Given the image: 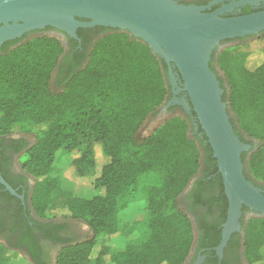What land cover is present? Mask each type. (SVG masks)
Returning <instances> with one entry per match:
<instances>
[{
  "label": "trees",
  "instance_id": "16d2710c",
  "mask_svg": "<svg viewBox=\"0 0 264 264\" xmlns=\"http://www.w3.org/2000/svg\"><path fill=\"white\" fill-rule=\"evenodd\" d=\"M103 31L106 33L96 39L88 55L84 54V62L77 63L56 90L50 80L62 53L58 38L34 36L9 51L2 49L0 135L19 130L34 134L21 167L34 179L31 199L39 217H49L58 180L52 163L59 149L69 156L71 174L90 180L96 191L91 198L72 195L66 200L69 217L85 223L90 235L83 240H63L56 264H183L195 238L194 209L202 205L209 210L215 203L225 217L228 201L222 176L210 144L203 146L202 139L191 133L187 114L171 116L148 135H138L145 119L167 98V66L127 31L110 27ZM248 56L247 50H235L233 45L223 49L217 59L227 88L218 78L234 132L243 141V136L257 141L249 155L241 154L244 174L262 185L264 49L251 61ZM214 58L215 50L209 64L217 73ZM192 114L196 115L193 110ZM198 127L207 139L200 124ZM203 152L207 170L213 168L210 182L214 181L216 193L210 197L209 180L202 174L183 197L184 202L181 196L201 169ZM140 200L142 207L122 219ZM197 221L200 247L210 245L206 241L210 238L216 244V223ZM120 225L135 232L137 238L122 245H103L91 259L97 240L114 234ZM244 254L250 264H264V217L249 219ZM0 264L12 263L0 260Z\"/></svg>",
  "mask_w": 264,
  "mask_h": 264
},
{
  "label": "water",
  "instance_id": "95a60500",
  "mask_svg": "<svg viewBox=\"0 0 264 264\" xmlns=\"http://www.w3.org/2000/svg\"><path fill=\"white\" fill-rule=\"evenodd\" d=\"M204 8L177 0H0V43L46 25L73 36L79 25H103L125 30L146 43L166 64L170 83L175 85L176 78L180 79L176 91L186 92L216 159L228 199L221 250L239 224L242 205L264 216V190L243 173L241 154L248 152L250 144L234 132L228 105L222 99L224 89L209 61L220 40L258 35L264 29V9L223 17V9L207 12ZM174 102L176 99L168 104ZM181 104L185 106L184 101ZM0 182L14 193L1 175Z\"/></svg>",
  "mask_w": 264,
  "mask_h": 264
},
{
  "label": "flooded vegetation",
  "instance_id": "af4514ba",
  "mask_svg": "<svg viewBox=\"0 0 264 264\" xmlns=\"http://www.w3.org/2000/svg\"><path fill=\"white\" fill-rule=\"evenodd\" d=\"M177 1L203 6L205 7L204 10L207 12L223 9L222 13L220 14L223 17L248 14L264 9V0ZM77 19L79 21H89L88 18L83 17H78ZM1 25L2 24L0 23V26ZM105 27L108 26L79 25L75 29L76 36H73L67 30L50 25H46L41 28L29 29L22 32L19 36L3 40L0 43V53L4 52L2 49L5 48V50L9 51L18 44L34 36L48 35L58 38L61 41L62 53L60 54L57 64L52 71L50 80L52 89L56 90L60 85V81L63 79L65 80L68 72L75 68L77 63L84 62V54L87 56L92 44L96 41V39L106 33V31H103V28ZM263 33L264 29L261 30L258 35H245L243 37L220 40L215 46L214 50L216 51L220 49V47L222 49L223 47L242 42L248 38H251L252 36H259ZM86 46L88 49L85 48ZM212 65L214 66V63H212ZM172 70L175 71V67H172ZM168 85L167 98L162 105L164 106V109H162V106L159 107L153 116L162 112L168 114L174 112L173 110H176L179 114L189 115V120L192 126L191 133H196L197 136L202 139V145L206 146L208 140L204 138L203 132L199 131V122L196 118V115L192 114L193 109L190 105V100L186 92L182 90L176 91L177 87H181L180 79L176 78L175 85L170 83L168 79ZM174 90L176 92H174ZM172 99H176V102L173 104H168V102H170ZM182 101L185 102V106L181 104ZM243 139L244 142L250 144L248 152L245 151L247 154H249V152L253 151L257 145V141L255 139L246 138L245 136H243ZM0 140V175L4 181L14 190V193L10 192L5 187V185L0 182V242L21 253L32 264H56L57 253L64 241L70 239L83 240L81 238L85 237L87 233L79 229L78 220L71 218H41L36 215L31 199L34 179L21 167V158L30 145L33 144L34 136L29 132L19 130L10 134L0 135ZM204 157L205 156L203 152L200 161L201 169H199L198 173L195 175L193 182L199 176L205 174V179L209 180L207 184V191L211 197L216 193L215 187L213 188L212 186L214 181L210 182V178L213 176L210 171L213 168L209 167L207 170V162L205 161ZM212 157L214 156L212 155ZM10 182L13 183L14 186H12ZM193 182L190 188L187 191H184L182 194V201L185 202L183 197L192 188ZM254 183L264 190V184L261 185L256 182ZM227 210L225 217L223 218L220 215L219 208L215 203L211 205L209 210L207 207L202 205H198L194 209L193 213L191 214V218L193 220L195 238L191 251L183 264H250L244 254L245 227L251 217L264 216H258L256 215L257 212L245 205H242L240 209V215L238 216L239 224L237 228H234L232 231H230L225 244L222 246L221 250H219L218 247L222 240L224 223L227 219ZM198 218L206 219L208 222L216 223V231H218V239L216 244H213L215 241H212L210 238L209 240H206L208 243H210V245L207 244L206 246L200 247L201 231L200 222L197 221ZM60 225H63V227L60 228ZM209 235L210 234L208 232V237Z\"/></svg>",
  "mask_w": 264,
  "mask_h": 264
},
{
  "label": "rangeland",
  "instance_id": "374dc122",
  "mask_svg": "<svg viewBox=\"0 0 264 264\" xmlns=\"http://www.w3.org/2000/svg\"><path fill=\"white\" fill-rule=\"evenodd\" d=\"M233 46H235V50H247L249 52L248 60L253 59L259 56L262 50L264 49V33L259 36H252L251 38H248L242 42L233 44ZM226 47H229V46H226ZM226 47L216 50L215 58L213 60L214 68L215 70L217 69L216 70L217 74L223 80V85L225 88H227V83L225 82L223 71L220 65L218 64L217 56ZM163 104L164 103H162L159 107H161ZM156 111L151 113L145 119L143 125L138 131V135L140 137H144L148 135L149 133H151L154 128L159 126L167 118L179 114L177 113L176 110H173L174 112H171L168 114H165L164 112H162L160 114L153 116L156 113ZM29 133H31L34 136L32 132H29ZM68 161H69V156L62 149H59L56 152L53 163H52L53 174L58 175V180H57L55 188L53 189V192L51 195V202L49 204V209L47 211L48 216L50 218H58V219L70 218L69 217L70 213L65 205L66 200L70 196L79 195L85 198H91L96 193V191L92 188V186L89 183L90 180L88 181L86 178L80 179V178L73 176V174H71L68 168ZM142 205H143L142 200L135 202L134 204H132L130 210H128L126 214L121 216V218L124 219V218L131 216L136 211L135 209H139L140 207H142ZM78 225H79V229L87 233V235L81 239H84L90 235L89 227L85 223L78 220ZM136 238H137V235L135 232H132V233L128 232L127 230H125L123 225H120L119 229L114 234L104 235L97 240L96 244L93 246L91 250L90 257L91 259H94L97 252L100 250V248L103 245H106V244L122 245L127 242H132ZM0 260L9 261L12 264H32L21 253L11 249L10 247L4 245L1 242H0Z\"/></svg>",
  "mask_w": 264,
  "mask_h": 264
}]
</instances>
